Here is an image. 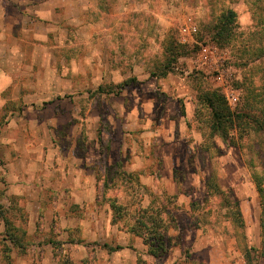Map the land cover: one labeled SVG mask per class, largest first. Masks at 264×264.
Wrapping results in <instances>:
<instances>
[{"label": "rangeland", "instance_id": "374dc122", "mask_svg": "<svg viewBox=\"0 0 264 264\" xmlns=\"http://www.w3.org/2000/svg\"><path fill=\"white\" fill-rule=\"evenodd\" d=\"M98 2L111 13L78 0L81 13L0 14V264H264L253 183L264 177V134L243 125L241 137L211 135L201 96L224 95L196 70L198 44L168 64L189 18L196 42H211L219 16L234 11L222 49L239 100L226 104L242 110L264 89V0ZM109 201L121 207L116 222ZM144 209L166 225L157 259L145 229L129 231ZM4 220L24 252L3 242Z\"/></svg>", "mask_w": 264, "mask_h": 264}, {"label": "trees", "instance_id": "16d2710c", "mask_svg": "<svg viewBox=\"0 0 264 264\" xmlns=\"http://www.w3.org/2000/svg\"><path fill=\"white\" fill-rule=\"evenodd\" d=\"M237 15L232 10H227L223 12L214 26L215 30L211 39V42L218 48H224L223 45L227 44L232 38L235 37V30L237 28ZM169 54L172 55L171 59H168V64L175 63L177 58L180 56H191L195 54V48L189 49L184 45L172 44L169 48ZM167 73H163L162 76H166ZM129 82L119 85V90L116 92L118 94L120 90L123 89ZM264 88V87H263ZM264 90V89H263ZM261 93H251L248 100L245 101L242 110L235 111L231 113L225 99L222 95L216 91H208L201 96V102L206 105L210 114V132L211 135H217L222 140H226L230 131L233 130L237 133L238 136H242L244 133L243 125L250 126L249 131L256 133L264 134V106L261 109L252 108L255 101L261 102L264 104V91ZM98 93H104V89L99 88ZM230 140V139H229ZM228 146H236V143L232 140L228 143ZM119 166V165H118ZM123 176H129L130 179H137L131 174L122 173ZM253 183L255 185L256 193L259 199L260 206V219L259 225L264 237V177H261L257 174L253 175ZM110 208L113 214V222H116L120 218L121 207L116 205L114 201H109ZM148 209H144L143 218L140 221H137L134 226L130 227L129 231L141 236V228L145 229V241L147 245V254L154 259L161 257L167 251V244L165 242L164 233L166 232V225L163 222L162 218H155L152 214H155L157 217L160 216L162 211L157 209H150L151 214H148ZM149 215V216H148ZM152 216V217H151ZM235 220L234 222L238 223L239 226H243V221L240 215V212L236 210L234 213ZM164 223V224H161ZM5 226V237L3 242H8L15 248L19 253L24 252L25 244L21 242L19 237H16L13 233L14 228L11 223L7 220H4ZM144 231V230H143ZM54 248L56 243L49 242ZM103 249L108 252H116L123 249L121 246L109 247L108 245H103ZM252 248H250L251 250ZM260 255L264 257V249L260 252ZM64 264H71L68 261L63 262ZM245 263L251 264L248 256H245ZM137 264H145L140 258L137 259Z\"/></svg>", "mask_w": 264, "mask_h": 264}, {"label": "built area", "instance_id": "2783aa9c", "mask_svg": "<svg viewBox=\"0 0 264 264\" xmlns=\"http://www.w3.org/2000/svg\"><path fill=\"white\" fill-rule=\"evenodd\" d=\"M197 29L188 19L187 22L180 28L179 42L187 47H194L198 44V49L195 54L196 70L202 72L210 78V80L221 88L226 103L231 111L237 105L239 96L237 91L232 86V78L229 69L225 67L229 59L228 51L218 48L210 41L197 43L195 36Z\"/></svg>", "mask_w": 264, "mask_h": 264}, {"label": "crops", "instance_id": "0c3cea01", "mask_svg": "<svg viewBox=\"0 0 264 264\" xmlns=\"http://www.w3.org/2000/svg\"><path fill=\"white\" fill-rule=\"evenodd\" d=\"M113 1L115 3L116 0ZM77 3L78 0H0V14L2 19H6L3 16L9 17L8 13H10L13 17L14 15L15 17H21L27 13L32 15L34 14V16L39 15V18H42L43 13L53 15L56 8H64L63 11L67 12L69 6L74 7L78 13L83 12V10L78 8ZM98 3V0H86V11L88 12L90 7H94V10L103 16L111 13L110 10L113 6L108 8H99ZM124 10H126V8H124ZM92 12L94 11H91V13ZM192 111L193 109L191 108L189 112H187V118L190 119L193 116ZM243 264L246 263L243 261Z\"/></svg>", "mask_w": 264, "mask_h": 264}]
</instances>
